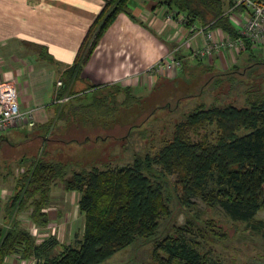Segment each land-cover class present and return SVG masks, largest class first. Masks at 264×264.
I'll use <instances>...</instances> for the list:
<instances>
[{"label": "trees", "instance_id": "obj_1", "mask_svg": "<svg viewBox=\"0 0 264 264\" xmlns=\"http://www.w3.org/2000/svg\"><path fill=\"white\" fill-rule=\"evenodd\" d=\"M128 1H106L77 61L61 76L63 85L57 101L68 96L71 103L79 102L106 87L92 85L77 90L76 83L108 26L118 14L127 12ZM158 4L175 19L185 17L187 26L209 25L238 37L223 0H159ZM245 42V51L255 45ZM127 93L122 105L128 108L137 102V97L131 88H127ZM217 102L210 106L202 103L189 113L156 155L137 156L131 165L119 169L82 167L77 171L69 164L50 162L45 159L49 139L33 136L28 142L37 145L31 151L43 149V153L30 162L23 161L24 170L6 205L10 218L15 216L8 227L0 224V264L18 253L23 259L39 258V264H102L137 239L156 235L160 218L170 213L167 195L171 185L181 191L177 197L180 206L191 207L192 198H199L211 208H223L233 220L252 222L264 209V95L259 89L246 92L243 107L219 106ZM53 106L60 108L57 103ZM82 109L89 116L112 117L116 113L96 98ZM207 123L217 127L215 141L205 136L195 142L192 134ZM39 141L43 145L39 146ZM173 175L178 179L171 183L169 178ZM59 181L68 192L80 193L85 229L78 247L64 246L55 255L50 252L58 246L57 240L51 237L37 245L35 235L21 226L20 216L27 215L38 228L47 227L50 221L45 209L52 201V186ZM195 229V222L188 219L173 234L156 240L155 260L160 264H211L208 253H201V245L194 238Z\"/></svg>", "mask_w": 264, "mask_h": 264}, {"label": "rangeland", "instance_id": "obj_2", "mask_svg": "<svg viewBox=\"0 0 264 264\" xmlns=\"http://www.w3.org/2000/svg\"><path fill=\"white\" fill-rule=\"evenodd\" d=\"M224 2L227 10L231 1ZM9 62L6 61V64ZM236 63L239 64L233 70L238 71L237 74L214 77L206 96L208 106L218 101L219 106L233 104L243 107L246 92L253 93L259 89L264 95V47L252 45L251 49L238 56ZM213 75L205 71L186 70L177 80L161 78L151 85L153 89L145 88L140 99L133 92L137 102L128 108L122 104L129 94L127 88L131 86L110 84L79 102L71 103L69 100L58 103L60 108L54 107L49 124L1 132L0 215L7 213L6 205L13 195L16 180L24 170L23 161L30 162L43 153V149L31 151L37 144L20 138L39 134L47 137L49 145L45 159L50 162L69 164L76 170L82 167L119 169L131 165L137 156L156 155L172 139L176 125L204 101L201 91L197 92ZM192 94L193 100L189 103L187 96ZM95 98L114 108L115 115L101 117L84 114L82 108ZM216 135V125L207 123L193 133L192 138L198 142L206 136L214 142ZM14 140L20 143L15 145ZM41 144L43 142L39 141L38 145ZM169 179L173 183L178 178L173 175ZM174 188L171 185L167 195L170 213L160 218L156 235L137 239L102 264H160L153 256L156 240L173 234L188 219L195 222L196 229L202 230L198 232L195 229L194 238L201 245V253H208L211 264H264V224H259L261 221L264 223V209L252 222L236 221L223 208H211L199 198H192L191 207L180 206L177 197L181 191ZM161 255L165 257L164 253ZM12 256L7 257L10 263L16 259Z\"/></svg>", "mask_w": 264, "mask_h": 264}, {"label": "crops", "instance_id": "obj_3", "mask_svg": "<svg viewBox=\"0 0 264 264\" xmlns=\"http://www.w3.org/2000/svg\"><path fill=\"white\" fill-rule=\"evenodd\" d=\"M106 1L0 0V81L16 83L20 105L22 109L35 110L36 125L50 122L55 110L53 103L60 94L57 83L77 61L82 45L103 12ZM158 2L128 1L127 12L116 16L83 65L76 83L77 90L92 85L125 83L140 99L143 90L153 89L152 86L161 78L177 80L186 70L214 73L197 92L201 91V97L205 98L201 105L206 103L209 86L215 76L233 74L231 71L233 75L238 73L233 69L239 63L234 62L229 53L192 61L189 58L190 49L183 47L178 53L183 61L181 72L168 70L154 76L145 75L147 69L166 58L176 46L191 39L186 24L178 19L169 20L167 15L170 12L160 7ZM214 33L219 37L220 29H215ZM203 45L204 38L199 36L193 46ZM5 60L10 61L9 64ZM187 97L191 103L193 94ZM32 137L26 135L19 140L26 141ZM13 142L15 145L20 143ZM80 197L78 192H68L63 182L52 186V201L45 209L50 222L47 227L38 228L35 232L37 245L55 238L58 246L50 252L55 255L61 253L64 246H79L85 229V215L79 207ZM0 216V224L8 227L15 215L12 219L8 213ZM12 257L16 259L10 263L7 258L4 264H39L40 261L36 257L23 259L20 253Z\"/></svg>", "mask_w": 264, "mask_h": 264}, {"label": "built area", "instance_id": "obj_4", "mask_svg": "<svg viewBox=\"0 0 264 264\" xmlns=\"http://www.w3.org/2000/svg\"><path fill=\"white\" fill-rule=\"evenodd\" d=\"M233 3L225 11L238 34L237 38L220 30L217 37L214 30L209 25L203 26L194 23L187 26L191 33V39L176 46L171 53L163 60L156 63L145 71V75L154 76L174 70L179 73L183 70V61L178 57V53L183 47L189 48V58L192 61L205 60L214 55L229 53L234 62L237 61L241 52L246 50V40L264 47V0H233ZM169 20H174V14L168 13ZM178 21L186 24L185 17L180 16ZM199 36L204 38L203 47L193 46L195 39ZM62 81H58L57 86L61 88ZM70 100L66 96L55 103H63ZM35 110L32 108L22 109L19 102V93L14 81H0V133L10 129L20 127H34L36 120ZM21 226L33 234H36V227L27 215H21Z\"/></svg>", "mask_w": 264, "mask_h": 264}]
</instances>
